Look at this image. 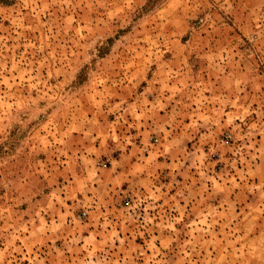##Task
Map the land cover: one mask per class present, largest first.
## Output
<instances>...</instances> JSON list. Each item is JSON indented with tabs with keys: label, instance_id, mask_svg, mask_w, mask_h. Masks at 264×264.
Returning <instances> with one entry per match:
<instances>
[{
	"label": "rangeland",
	"instance_id": "obj_1",
	"mask_svg": "<svg viewBox=\"0 0 264 264\" xmlns=\"http://www.w3.org/2000/svg\"><path fill=\"white\" fill-rule=\"evenodd\" d=\"M0 264H264V0H0Z\"/></svg>",
	"mask_w": 264,
	"mask_h": 264
}]
</instances>
